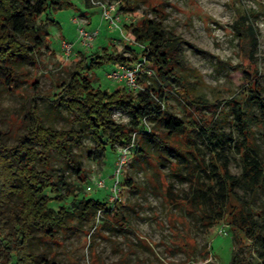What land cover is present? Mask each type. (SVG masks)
<instances>
[{
    "label": "rangeland",
    "instance_id": "374dc122",
    "mask_svg": "<svg viewBox=\"0 0 264 264\" xmlns=\"http://www.w3.org/2000/svg\"><path fill=\"white\" fill-rule=\"evenodd\" d=\"M72 5L43 14L38 23L48 33V42L35 54L20 56L11 64L14 68L13 84L4 85L0 81V140L13 144L24 133L25 114L30 98L35 91L40 114L45 125L54 128L76 129L82 136L79 145L71 148L74 162L80 168L76 172L68 167L65 160L55 151L50 152L48 172L53 179L62 174L69 183L68 190H62L65 203L80 199L93 198L113 206L111 191L113 172L118 159V149L106 142L103 151H98L97 141L91 131L74 121L73 114L65 109H54L49 97L55 93L56 85L69 77L75 63L82 53L119 52L130 47L138 57L129 51L126 56L136 63L141 61L139 52L142 46L135 44L131 27L141 22L143 15L153 16L152 9L163 17L167 30L181 35L186 44L183 46V68L178 70L184 82L166 77L159 82L153 73L148 76L144 71L139 81L154 87L161 86L164 91L162 108L165 113L187 121L200 156L210 171L212 154L219 158L227 157L228 168L236 176L241 173L242 162L235 144L242 141V135L234 119L231 99H239L253 116H260L262 108L249 99L250 78L257 79L259 95L264 97V0H134L131 10L124 9L125 1L117 0H71ZM111 3L120 17L117 27L110 26L101 13L103 4ZM79 17L88 30H97L98 35L85 47L72 22ZM246 17L245 24H252L257 35L256 48L249 58L242 50L235 22ZM72 46L71 56H63L62 43ZM90 58L87 60V64ZM144 68L155 67L145 60ZM115 64L102 63L91 69L94 86L105 90H124L134 94L119 81L107 77ZM36 81L37 90L32 85ZM139 82V83H140ZM193 97L207 101L219 100L222 112L215 118L216 128L208 138L199 126L197 109L188 106L182 99V86ZM197 110V111H196ZM209 115L207 109L203 110ZM113 118L126 128L130 127V115L127 112H115ZM145 130L157 129V121L144 119ZM256 152L264 162V124L252 125ZM222 134L223 142H215V134ZM142 132H137L132 144L127 145L126 161L119 175L117 199L115 204L128 222L126 227L115 223L106 224L105 215L98 211L94 223L73 219L67 228H54V239H49L39 230H33L31 249L37 259L43 257L63 264H93L92 251L104 264H231L235 256L238 264H264L256 249H245L236 243L234 232L224 221L210 227L201 225L197 214L187 213L179 204H169L164 200L165 183H170L180 195L188 192L185 178L186 168L174 155L164 151L151 153L145 158L137 152ZM212 142L214 144H212ZM126 146V145H122ZM38 169H41L38 166ZM196 175L200 181L208 183V178L199 167ZM106 179L107 186L88 192L86 186L95 179ZM216 184V188H217ZM69 191V192H68ZM244 199L255 207H264V181L254 194L242 188L236 189ZM50 197L55 194L47 191ZM53 200L55 209L64 202ZM95 225L100 226L95 229ZM186 231L193 241L192 252L180 247L176 241V232ZM149 243V244H148ZM152 243V244H151ZM146 244L150 245V249ZM242 244H249L242 239ZM152 249V250H151Z\"/></svg>",
    "mask_w": 264,
    "mask_h": 264
},
{
    "label": "trees",
    "instance_id": "16d2710c",
    "mask_svg": "<svg viewBox=\"0 0 264 264\" xmlns=\"http://www.w3.org/2000/svg\"><path fill=\"white\" fill-rule=\"evenodd\" d=\"M117 1H125L124 9L131 10L134 0ZM71 5V0H0V81L4 79V85L10 87L13 84L15 72L12 63L20 56L35 54L48 42L49 35L38 19L43 14ZM151 11L154 13L152 17L143 15L141 22L131 27L135 44L143 47L139 52L140 59L144 58L155 67L154 74L159 82L166 77L184 82L178 68H183L182 52L186 40L167 30L163 17L155 9ZM245 20L246 17L237 18L235 28L243 52L251 58L257 35L254 26L245 24ZM127 51L138 57L130 47L119 52L82 53L69 77L56 85L55 93L49 97L51 106L73 114L76 123L91 131L100 152L106 142L129 146L133 143L132 133L141 131L137 150L141 156L148 158L151 153L163 155L166 151L183 162L186 168L188 192L180 195L172 184L165 183L164 200L183 206L187 213L197 214L202 226L210 227L224 221L234 232L237 244L248 251L255 248L260 258H264V207H255L236 191L242 188L252 195L264 181V162L257 155L252 128V125L264 124V97L259 95L257 79L250 78L248 88L251 92L249 99L262 108L260 116L251 115L239 99H231L230 104L242 135V141L235 144L242 162L241 173L238 176L232 174L227 157L221 159L216 152L210 157L211 169L207 171L187 121L163 111L164 91L161 86L154 87L139 81L142 88L134 94L94 86L91 75H88L91 69L102 63L131 65L134 60L125 55ZM88 58L90 62L87 64ZM32 85L37 90L36 81ZM36 96L34 91L24 117L27 123L24 133L13 144L0 140V264H63L45 257L37 259L30 244L33 230L54 239L55 227L67 228L75 218L94 223L98 211L105 215L103 221L106 224L128 225L119 207L113 205L108 208L105 202L93 198L71 199L69 209L61 193L68 190L69 183L64 175L60 174L55 180L48 172L50 152L60 154L68 167L79 172L71 148L80 144L82 134L73 128L45 125ZM181 96L186 105L198 110L196 115L201 130L208 138L212 137L216 128L215 118L222 112L223 102L193 97L186 83L182 86ZM204 109L209 115L203 113ZM116 110L130 115V127L126 128L114 120ZM146 118L157 121L159 130H145ZM214 138L217 143L223 142L222 134L216 133ZM198 167L208 178V183L200 181L196 175ZM47 191L54 193L55 197H50ZM53 200L64 202L55 209L51 204ZM99 227L95 225L96 230ZM176 235L178 245L191 253L193 241L186 231L176 232ZM242 239L248 240L249 244L243 245ZM148 244L146 246L150 249ZM92 262L104 264L93 251ZM231 264H238L235 256Z\"/></svg>",
    "mask_w": 264,
    "mask_h": 264
},
{
    "label": "built area",
    "instance_id": "2783aa9c",
    "mask_svg": "<svg viewBox=\"0 0 264 264\" xmlns=\"http://www.w3.org/2000/svg\"><path fill=\"white\" fill-rule=\"evenodd\" d=\"M101 13L103 15V18L105 21H108L110 26L117 27V25L120 22L119 15L115 12V6L111 3L103 4L101 7ZM72 22L76 25L77 32L79 34V37L81 39L82 44L85 47L91 46V43L95 40V38L98 35L97 30H88L83 21L77 16L73 17ZM62 49H63V56L68 59L71 56L72 53V46L68 42L62 43ZM143 63H145V59H141V61H138L136 63H133L131 65H127L124 63H118L116 64L110 71L106 72L107 77L119 81L123 84L124 87L129 89L130 91H139L142 86L139 83V73L141 71H144L148 76L152 75L154 71L151 68H144ZM115 112L121 113V111L116 110ZM114 112V113H115ZM114 115V114H113ZM135 132L132 133V141H134L135 138ZM115 146L118 149V159L116 161V166L113 172V179L111 183V191L114 196L110 197V200L117 199V193L119 192L118 189V183H119V175L121 174V169L126 161L127 157V146H122L119 144H115ZM107 186L106 179L104 178H98L95 179L91 184H88L86 186V190L88 192L96 190V189H102Z\"/></svg>",
    "mask_w": 264,
    "mask_h": 264
}]
</instances>
